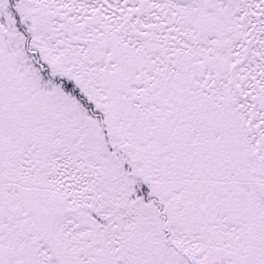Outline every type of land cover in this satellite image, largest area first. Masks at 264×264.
I'll use <instances>...</instances> for the list:
<instances>
[{"label": "snow or ice", "instance_id": "obj_1", "mask_svg": "<svg viewBox=\"0 0 264 264\" xmlns=\"http://www.w3.org/2000/svg\"><path fill=\"white\" fill-rule=\"evenodd\" d=\"M0 264H264V0H0Z\"/></svg>", "mask_w": 264, "mask_h": 264}]
</instances>
